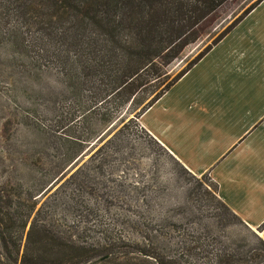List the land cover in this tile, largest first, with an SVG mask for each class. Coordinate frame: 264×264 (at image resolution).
<instances>
[{
    "label": "trees",
    "instance_id": "16d2710c",
    "mask_svg": "<svg viewBox=\"0 0 264 264\" xmlns=\"http://www.w3.org/2000/svg\"><path fill=\"white\" fill-rule=\"evenodd\" d=\"M225 1L0 0V47L7 48L17 72L31 80L45 71L59 74L78 105L57 112L51 125L57 133L68 132L61 138L60 177L101 138L96 126L115 122L121 123L116 131L126 128L258 0L162 83L165 66L200 36L203 21ZM84 169L76 166L60 183L71 188L73 212L80 219L61 225L55 226L47 211H33L56 180L33 195L0 186V264H264V243L253 233L260 248L243 250V243L225 245L205 225L188 231L172 222L165 227L139 220L138 247L130 248L107 229L90 240V228L81 224L95 204L104 206L112 197L97 193L95 184H104L93 182ZM210 217L216 229L225 221L217 213Z\"/></svg>",
    "mask_w": 264,
    "mask_h": 264
},
{
    "label": "rangeland",
    "instance_id": "374dc122",
    "mask_svg": "<svg viewBox=\"0 0 264 264\" xmlns=\"http://www.w3.org/2000/svg\"><path fill=\"white\" fill-rule=\"evenodd\" d=\"M252 1L226 0L222 3L203 21L200 36L185 45L165 66L162 83L167 82L209 45ZM9 57L7 48L1 46V187L12 190L17 187L16 192L33 195L48 181L56 180L36 199L33 211L37 208L47 211L55 226L76 218L80 221L76 212H73L71 188L60 183L69 172L81 165L93 182L104 184L103 188L95 184L96 192H105L112 197L104 206L95 204L91 216L81 224L90 228L86 233L90 240H97L100 230L107 229L122 236L130 248L138 247V221L142 220L165 227L172 222L188 231H200L199 228L205 225L225 245L243 243V250L251 246L257 248L254 233L223 208L209 178L205 174L190 176L188 172L185 173L162 147L141 131L136 122L137 117L120 131L116 130L121 123L96 126V131L101 130V138L91 143L80 159L60 177L64 171L59 161L61 138L68 132L57 133L51 125L57 118V112L63 114L68 106L77 109L78 105L67 93L59 74L45 71L36 80L25 78L17 72L15 63ZM101 160L105 162L100 164ZM82 198L89 199L85 195ZM214 213L225 218L217 229L213 227L210 217Z\"/></svg>",
    "mask_w": 264,
    "mask_h": 264
},
{
    "label": "crops",
    "instance_id": "0c3cea01",
    "mask_svg": "<svg viewBox=\"0 0 264 264\" xmlns=\"http://www.w3.org/2000/svg\"><path fill=\"white\" fill-rule=\"evenodd\" d=\"M138 127L264 243V0L137 116Z\"/></svg>",
    "mask_w": 264,
    "mask_h": 264
}]
</instances>
